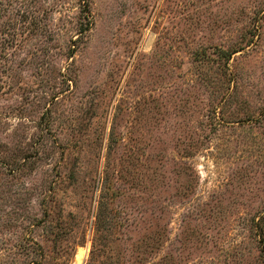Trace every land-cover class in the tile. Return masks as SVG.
Segmentation results:
<instances>
[{"label": "rangeland", "instance_id": "1", "mask_svg": "<svg viewBox=\"0 0 264 264\" xmlns=\"http://www.w3.org/2000/svg\"><path fill=\"white\" fill-rule=\"evenodd\" d=\"M0 264H264V0H0Z\"/></svg>", "mask_w": 264, "mask_h": 264}]
</instances>
